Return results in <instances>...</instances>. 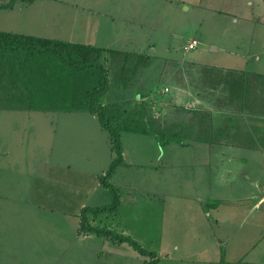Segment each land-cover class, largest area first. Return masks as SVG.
Segmentation results:
<instances>
[{
	"label": "rangeland",
	"instance_id": "obj_1",
	"mask_svg": "<svg viewBox=\"0 0 264 264\" xmlns=\"http://www.w3.org/2000/svg\"><path fill=\"white\" fill-rule=\"evenodd\" d=\"M7 1L0 0V4ZM83 2L96 5L90 0ZM103 3L111 10L124 6L129 14L136 15L143 28L126 47L133 44V48L142 47L148 55L152 52L147 66L134 74L131 87L110 88L101 103H121L120 109H128L136 102H144L148 114L161 129L182 123L184 133H190L183 144L170 141L161 146L151 135L122 132L124 164L111 177V182L122 186H117L120 206L112 216L117 218L116 224L119 222V226L136 235L130 237L140 239V245L152 251L147 246L151 240L162 238L169 244L168 228H185L183 213L187 200L198 195L200 189L213 191L214 195L215 191L224 190L212 177L206 181L209 186L192 181V164L203 162L204 158L200 150L192 147L242 145L248 141L246 131L264 127V111H254L246 104L241 109L239 94L233 93L231 84L224 83L227 71L255 82L257 74L235 69L244 67L246 62L249 69L264 71V5H259L258 0H104ZM63 6L66 8L58 12L48 10L47 22L63 21L78 27L96 22L87 15V7L76 10L75 19L72 5ZM37 7L26 3L22 9L16 6L0 10V31H22L16 26H4L2 20L18 22L29 14L34 20ZM118 26L123 32L121 24ZM192 38L197 39L198 45L186 51L184 45ZM100 61L108 66L106 52ZM206 125L211 126L213 133L223 125L227 138L216 132L219 137L212 143L197 141L195 137L205 134L201 127ZM258 141L256 147L263 146V140ZM190 143L193 146H186ZM242 152L237 150V155ZM244 155L249 158L250 169H255L254 160ZM113 157L108 132L95 115L84 111L3 109L0 101V259L8 264H30L29 260L36 261L34 264H96L97 255H101L93 249L97 243L89 246L76 241L80 224L76 220V206L79 202L83 203L82 208L111 203V193L100 184L99 177ZM220 157L210 153L212 163ZM224 157L228 158L226 154ZM239 160L234 163L238 165ZM226 163L229 166L232 161ZM132 185L136 189H131ZM132 195L141 200L136 209L129 201ZM136 216L142 217L140 226L131 219ZM113 217L109 219L112 223ZM109 228L120 233L114 224ZM33 236L44 238L45 244L35 241ZM122 246L133 252L128 243ZM114 248L111 255L104 251L101 259L116 258L115 244ZM132 263L136 262L130 259Z\"/></svg>",
	"mask_w": 264,
	"mask_h": 264
},
{
	"label": "crops",
	"instance_id": "obj_2",
	"mask_svg": "<svg viewBox=\"0 0 264 264\" xmlns=\"http://www.w3.org/2000/svg\"><path fill=\"white\" fill-rule=\"evenodd\" d=\"M90 1L96 3L95 7H92L90 2H83V0H34L29 3L30 5L38 6L35 15H33L35 16L34 20L32 14H29L28 17L23 16L22 20L18 22H13L12 19L8 22L2 20V24L8 26V28L16 26L22 30L16 31V33L18 32L25 35L49 37L61 39L62 41L78 42L102 48H113L125 51H128L129 47L133 48V44L129 47H126V45L129 41L133 43L138 37L140 28H143L142 23L137 20V16L129 14V10H126L124 6H122L121 9L117 6L111 10L103 3L104 0ZM258 2L259 5H264V0H258ZM69 3L72 5L71 10L75 19L76 10L83 9L81 6L86 4L84 8H88L87 15L93 19L92 22H96L91 25L83 24V26L81 25L80 27L75 23L63 24V21L61 24L52 21L47 22L46 13L48 10L52 11L53 8L58 12L59 9L62 10L66 8L63 6L64 4ZM23 4L26 3L18 1L15 3L14 7L19 6V9H22ZM111 8H113V6H111ZM117 10L119 12H117ZM60 17L62 18V16ZM65 19H67V17ZM116 19L117 21L115 22ZM31 21H33L32 24H34V26L30 24ZM120 24L124 28L123 32L118 28ZM138 24L140 26L137 30L135 27ZM86 28H88V32H86ZM13 32H15V30ZM189 41H187V43ZM116 44H124V46H118ZM132 50L138 51V53H146L142 47L133 48ZM235 69L264 76V71L249 69L247 62L244 67ZM244 135H246L245 138L248 141L242 143V145H224L222 146L223 148L220 146L216 148H209L207 146L208 148H205L198 145L192 147L193 149L195 148V151L197 149L200 150L199 153L200 156H202L201 158L204 157L203 162L192 164V181L194 179L196 182L199 180L197 185L203 187L208 185L206 181L208 178L210 180V177H212L215 182H219L220 187H224V190H220L219 192L217 190L214 195L213 191L209 190L205 192L202 189H197L199 190L198 195L187 200L184 206L185 213H183L186 218L185 228H181V226L176 227V229H174L175 227H167L168 229L166 231L169 235V244L166 243L165 239L162 241V238H159L157 240L155 239L153 242L151 240V245H147L148 248H152V251L159 255L160 259L157 264H264V210H262V207L264 209V127L254 131L249 129ZM258 140H263L261 144L263 146L256 147L255 143H260ZM191 145L193 146L191 143L186 144V146ZM186 146L184 145V147ZM237 150H242L243 152L238 156ZM125 153V147L123 146V158ZM210 153L217 154V156L220 155L221 157L217 159L216 163H212ZM205 154L209 155V157ZM225 154L228 158L224 157ZM244 154H248L249 157L254 160L255 169H250V166L247 164L249 158ZM236 155L237 158L240 159L239 161H241L238 165L234 163V161H237V158H235ZM226 161H232V163L227 166L228 163H226ZM121 181L123 182L124 180L121 179ZM116 184V186L122 187L118 185L120 183ZM131 189H136V187L132 185ZM227 189H229V194H226ZM104 196H107L106 192ZM131 198H129V201L132 206H135L133 208L136 209V206H139L141 200L135 199L133 195ZM77 205L76 220L79 223L78 214L83 203L79 202ZM258 210L260 211L258 212ZM181 211H184V208ZM112 217V215L102 214L96 218H92L93 222L90 223L94 225L103 224L106 227L108 226L107 228L114 224L118 226L121 234H128V236L132 237L136 236L131 230H127L126 227L123 228L119 226V222L116 224V217L112 219L115 221L114 223L110 222L109 219ZM209 217H212V220H209ZM131 219L135 220L137 225L140 226L139 222L142 221V217L139 218L136 216ZM173 221L174 219L172 218V222ZM76 231V241L79 242V244L83 242L90 246L91 244L94 245V243H97L93 249L97 250L95 253H100L101 255H97L96 264H130V259L136 262L134 264H142L146 259V257L141 259L140 256L139 258L138 255L135 254L134 249L133 253L131 252L132 250L129 251V248H122V245L126 242L113 243L112 240L97 236L94 233H83L80 232L78 228ZM33 239L40 243L42 241V243L45 244L44 238L41 240L33 236ZM137 240L140 241V239ZM31 241L32 239H30V242ZM114 244L115 247H117V257L114 258L111 256L101 259L104 251L109 253V255L113 254L112 250L115 249ZM42 248L45 252V247ZM105 248H107V250ZM2 260L3 259H0V264H8ZM42 261L43 260L39 262ZM29 262L30 264L36 263L34 260H29Z\"/></svg>",
	"mask_w": 264,
	"mask_h": 264
},
{
	"label": "trees",
	"instance_id": "obj_3",
	"mask_svg": "<svg viewBox=\"0 0 264 264\" xmlns=\"http://www.w3.org/2000/svg\"><path fill=\"white\" fill-rule=\"evenodd\" d=\"M18 1L31 3L34 0H8L0 4V10L11 9ZM104 52L107 53L108 66L100 61ZM150 59L147 53L0 31V101L3 109L84 111L95 115L100 126L108 132L114 157L104 175L99 177V182L109 190L112 201L96 207H83L78 230L115 243H128L138 254L148 258L142 264H157L160 258L132 237L106 226L91 224L90 219L102 214H115L119 209V188L111 182V177L116 168L124 164L122 132L151 135L161 146L170 141L183 144L190 136V133H184L185 125L182 123L161 129L155 118L148 114L144 102H136L128 109H120L121 103H101L110 88L131 87L136 71L147 66ZM227 75L224 83L231 84L233 93L239 94L241 109L247 105L254 111H264V76L257 74L252 83L244 75L239 76L232 71H227ZM201 129L206 132L198 134L195 137L197 141L212 143L219 137L216 132L227 138L223 125H219L214 133L210 125Z\"/></svg>",
	"mask_w": 264,
	"mask_h": 264
},
{
	"label": "built area",
	"instance_id": "obj_4",
	"mask_svg": "<svg viewBox=\"0 0 264 264\" xmlns=\"http://www.w3.org/2000/svg\"><path fill=\"white\" fill-rule=\"evenodd\" d=\"M197 45H198V41H197V39H192V40H190V41L184 46V49H185L186 51H187V50H191V49L197 47ZM164 90L167 91L168 88H165Z\"/></svg>",
	"mask_w": 264,
	"mask_h": 264
},
{
	"label": "water",
	"instance_id": "obj_5",
	"mask_svg": "<svg viewBox=\"0 0 264 264\" xmlns=\"http://www.w3.org/2000/svg\"><path fill=\"white\" fill-rule=\"evenodd\" d=\"M152 52V50L150 51V53ZM150 53H149V55H150Z\"/></svg>",
	"mask_w": 264,
	"mask_h": 264
}]
</instances>
